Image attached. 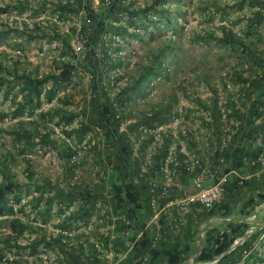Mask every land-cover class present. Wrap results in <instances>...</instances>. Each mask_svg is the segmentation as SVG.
Masks as SVG:
<instances>
[{
    "label": "trees",
    "instance_id": "16d2710c",
    "mask_svg": "<svg viewBox=\"0 0 264 264\" xmlns=\"http://www.w3.org/2000/svg\"><path fill=\"white\" fill-rule=\"evenodd\" d=\"M58 21L66 23L65 31L59 33L53 21L50 30L52 36L58 38V56L52 60L53 68L38 74L37 67L28 68L25 61L18 58L7 59L0 50V91L4 97L12 89L10 103L14 105L10 111L11 118H18L13 127L6 130L12 136L14 151L22 155L25 160L27 179L31 180L32 170L28 155L44 146L50 148L62 162V180L36 182L35 195L31 196L32 210L40 217L41 222L50 217L52 205L55 206L56 220L55 233L47 232L44 226L31 225L17 217L16 210L9 195L16 205H19L20 183L14 173L8 169L9 160H13L14 153L8 151L0 156V223H5V232L0 231V264L5 263L2 252L13 246L12 263L22 261L20 249L26 245L22 243L24 233L34 234L28 244L29 254L36 253L39 244L50 246L54 250V259L66 264H102V254L94 247L84 248L81 243L77 246L69 244L75 235L68 236L63 232L70 230L72 221H88L93 214L95 203L100 201L102 206L111 208L116 216L115 230L121 231L124 227L132 231L142 228L150 212L148 195H146V175L139 176V169L144 165L145 150L149 147L152 134L143 132L144 129L153 130L156 126L167 123L172 114L173 106L179 103V97L173 93L166 97L157 107L148 111L132 113L128 109V102L134 92H139L143 85H148L155 78H167L164 59L170 54L174 42L170 39L157 45L149 51L144 62L139 61L135 75L120 71L123 59L120 56L121 44L126 38L142 40L147 34L148 27L158 28L161 19L167 23L177 25L175 16L167 0H151L149 5H136L135 0H55L51 1ZM27 0H12L10 4L0 5V12L11 7L20 11L28 5ZM237 8L245 9L243 14L246 33L241 35L233 31L226 24L221 23L218 34L213 29L203 33L208 36L207 42L225 47L230 51L240 50L241 61L239 67H231L228 71L235 78L236 85L240 86L244 100L239 101L240 108H236L233 101L227 100L230 110L226 118L232 117L238 121L237 133L239 140L235 147V168L242 164L239 156L255 159L261 150V145L250 147L245 139L259 137L264 142V52L257 49V44L264 38V0H237ZM149 11V12H148ZM181 14L178 9L174 13ZM47 24H50L47 21ZM25 26V24L23 23ZM13 28V29H12ZM15 32L17 26L7 29L0 21L1 32ZM35 30H40L36 27ZM6 34V33H5ZM48 34L41 28L40 36ZM71 34L81 41V49L75 51L70 44ZM250 34L251 36H249ZM31 37V36H30ZM152 37V34L148 35ZM202 37V34H201ZM202 37V38H203ZM112 49V51H111ZM247 61L248 65L242 67ZM252 71L253 75L245 78L243 70ZM210 72V71H209ZM208 71L200 75L204 86L212 95L218 84L212 80ZM127 76L123 81V78ZM82 77L86 78L87 91L76 99L70 87ZM71 85V86H70ZM226 85L225 83L222 86ZM16 88V89H15ZM15 89V90H14ZM182 96L186 89H182ZM194 100L208 109L213 117L214 127L220 118L216 100ZM54 101L52 104H50ZM42 102L48 105L41 107ZM247 102V103H246ZM26 112L27 116L21 117ZM7 115L0 111V119ZM27 118V119H24ZM59 126L57 135L53 124ZM125 122V123H124ZM124 124L123 126H121ZM163 142L156 152L151 155L150 162L145 165L149 169H158L166 153L169 138L163 136ZM78 145H85L88 150L95 151L97 156L98 180L90 183L84 179L74 177L79 167ZM135 146V149H134ZM134 150L137 156L134 155ZM239 159V160H238ZM102 171V173H100ZM228 181L225 186L224 198L221 203L213 206L220 214H227L235 209L242 200L235 217H245L253 211V198L241 195L236 180ZM250 185L248 182H245ZM264 200V196H259ZM41 202L43 207L40 208ZM258 204V203H257ZM247 208H249L247 210ZM22 207L18 206V212ZM106 214V209H104ZM124 215L131 222L127 225L117 216ZM103 218V217H101ZM136 219V221H135ZM249 224L244 221H228L223 230L209 229L205 233L202 248L194 261L210 264H235L247 253L252 241L262 232V227H256L249 235L245 230ZM187 233V231L185 230ZM185 233H183L184 235ZM182 235V236H183ZM176 237L173 243L159 241L150 247V233L145 230L133 243L126 256L119 264H182L188 255V241L185 236ZM238 237H243L232 245ZM111 243L114 251L124 250L122 237L105 239V245ZM130 242V241H129ZM255 253L247 254L241 264L248 263V258ZM145 257V260L143 258ZM256 258V257H255ZM259 260H264L258 258Z\"/></svg>",
    "mask_w": 264,
    "mask_h": 264
},
{
    "label": "rangeland",
    "instance_id": "374dc122",
    "mask_svg": "<svg viewBox=\"0 0 264 264\" xmlns=\"http://www.w3.org/2000/svg\"><path fill=\"white\" fill-rule=\"evenodd\" d=\"M12 0H0V5L10 4ZM28 5L24 6L20 11L8 6L5 12H0V21L5 24L7 29L10 27L17 26L19 30L12 32L6 31L0 34V50L3 51L7 59H16L17 56L20 60L25 61L28 68L37 67L38 74L41 75L53 68L52 60L58 56V38L52 36L53 32L50 30L53 21L56 24L57 31L59 33L65 31L66 23L64 24L61 20L58 21L55 12H51L53 5L52 0H27ZM55 1V0H53ZM136 5L139 7L142 5H149L151 0H135ZM237 0H167L166 4L169 6L171 15L177 19V25L167 23L164 19H161L159 27L151 28L148 27L147 34H152V37L145 35L142 40H133L126 38L121 44L120 56L123 59L122 66L119 68L120 71H125L126 74L135 75L137 63L139 61L144 62L145 55L155 48L157 45L165 43L166 40L170 39L174 42L170 54L164 59V67L167 73V78L159 77L155 78L148 85H143L139 92H134L129 100L128 109L132 113H138L140 111H148L152 107H157L162 101L166 100L171 93L179 97L178 105L180 103H187L188 114L194 110L192 106L198 104L194 99L199 97L204 101H208L210 92L205 88L204 81L200 75L204 71H210L212 80L218 84L216 87L218 90L233 89L240 86L236 85L235 78L228 73L229 69L233 67H239L238 61H241L240 50L230 51L229 49L213 43V40L207 42L208 36L203 37V33H206L213 29L218 34V27L221 23L226 24L233 31L240 33L241 35L246 33L244 28V17L243 14L247 13L245 9H238ZM97 2V0H94ZM175 9H178L181 14L174 13ZM149 12V11H148ZM49 21L50 24H47ZM25 24V26L23 25ZM38 27L47 32L45 36H40V30H35ZM13 29V28H12ZM257 31H264V28H258ZM202 34V37H201ZM76 34H71L70 44L74 50L76 45L74 44ZM251 36L250 34H248ZM31 36V37H30ZM210 39V38H209ZM257 49L264 52V38L257 44ZM77 51V50H75ZM112 51V49H111ZM244 65H248L247 61H244ZM243 76L248 78L253 75L252 71L248 69L243 70ZM127 76L123 78L125 80ZM73 80H77L73 77ZM225 83L226 87L222 86ZM73 91L76 95V99L80 97L82 91H87L86 78L82 77L80 81L72 84ZM71 86V85H70ZM224 87V88H223ZM216 88V89H217ZM16 89V88H15ZM14 89V90H15ZM182 89H186L190 94L182 96ZM12 95V89H9L8 94L4 97L2 90L0 91V111L6 112L7 115L0 119V156L6 153H14L13 160H9L8 169L11 173H14L16 180L20 183V199L19 205L22 207V211L18 212V206L13 201V198L9 195L11 205L16 210V216L24 221H27L31 225H43L47 232L55 233L57 228L54 224L56 220L55 206L52 205L50 211V217L45 221L41 222L40 217L37 216L32 210L31 196L35 195V184L36 182L50 179L53 182L61 181L62 176V162L54 154L50 148L45 146L41 149L35 150L33 153L28 155L30 159V169L32 170L31 180L27 179L25 172V160L22 155L14 151V142L12 136L6 132V130L13 127L14 122L18 119L11 118L10 111L14 108V105L10 103ZM212 100V99H211ZM52 101L50 104H52ZM42 102L41 107L45 108L48 105ZM175 112V111H173ZM195 113V112H192ZM185 114V113H184ZM27 116L24 112L21 117ZM191 116V119L195 118ZM27 119V118H24ZM182 125L185 127L188 124V120L185 117ZM192 125L197 127L200 123L199 120H193ZM125 123V122H124ZM51 124H53L51 122ZM172 125L175 123H168ZM122 124L121 126H123ZM53 129L57 135L59 126L53 124ZM78 159L80 160L79 167L74 177L84 179L93 183L98 180L97 172V156L95 151L88 150L85 145H78ZM135 149V146H134ZM209 183V182H207ZM98 206H95L93 216L88 221L84 222L81 220L72 221L70 224V232L76 236L71 240V244L77 246L81 243L84 248H89L90 243L97 242L100 245L99 238L102 233H117L114 225L111 227V223H105L100 215V209L104 206L98 201ZM43 207L41 202L40 208ZM112 216H115L113 211ZM261 214H258L260 217ZM2 218V217H0ZM115 223V222H114ZM262 221L254 220L252 226L259 227L262 225ZM0 228L5 229V223H0ZM261 233L252 241L251 247L247 253L242 254V258L235 264H241L243 258L247 257L249 253H255L254 257L248 258V263L251 264H264V234ZM34 234L24 233L21 238L23 245H26L24 249H20L22 254V264H62L54 259V250L50 246L39 244L36 247L35 254H29L30 247L29 243ZM243 237H238L236 240L241 241ZM2 260H7L8 264H14L11 258L14 255L13 246L8 250L5 249L3 252ZM256 257V258H255ZM66 264V263H65ZM192 264H201L200 262L193 261Z\"/></svg>",
    "mask_w": 264,
    "mask_h": 264
},
{
    "label": "built area",
    "instance_id": "2783aa9c",
    "mask_svg": "<svg viewBox=\"0 0 264 264\" xmlns=\"http://www.w3.org/2000/svg\"><path fill=\"white\" fill-rule=\"evenodd\" d=\"M74 44L76 45L75 50L79 51L81 49V41L76 36ZM233 90L234 91L230 88L218 90L217 88L215 94L212 95L210 93L209 95V98H214L216 100V104L219 109L220 118L215 130L213 129L214 121L210 110L205 108L203 109L202 105L196 104L192 106L195 109L191 111V114H188L187 107L190 105L188 106L187 103L174 105L173 111L175 112H173L167 123L158 125L153 130L143 128V132H149V134H152V140L147 150H145V163L140 166L139 176L146 175L147 172L149 174L147 175L145 184L146 195H148L150 208L155 212L151 216L148 215L149 219H147V223H145L140 232L138 231L136 238L145 230L151 231L150 247H154L159 241V224L155 219V216L157 214L156 207L162 199L171 197L159 208V212L161 211L164 214V219L173 231H177L179 225L185 223L188 214H196L202 209L210 210L213 206L223 200L225 186L229 180V174L228 172H221L220 169V167L226 166L222 150L226 146V142L233 141L237 144L239 140L237 133L238 121L232 117L226 118L225 114L230 111L226 103L229 99L233 101L236 108L239 107L240 110H243V108L241 109L239 105V101L244 100V95L240 89L235 88ZM188 94L190 93L187 91L186 95ZM190 115H196V117L191 119L189 122ZM185 117L187 118L189 125H192V122H194L193 120H199L200 123L197 127H190L189 125L186 127L184 125L181 126L183 122H186L184 121ZM173 122L175 125L168 124ZM163 136H167L170 140L166 153L161 161V166L158 169H151L149 173V169L145 165L150 162L151 155L156 152L158 147L163 142ZM245 144H249L250 147L261 145L262 150L259 151V154L254 161L250 162H258L260 166L258 172L263 174L264 142L261 143L259 137H256L255 139H245ZM133 153L137 156L135 150ZM183 172L188 174L192 191H189L187 188H178L174 181V177ZM100 173H102V171ZM241 178L243 177H238L239 180H237L236 184L242 185ZM207 181L209 183H207ZM241 202L242 200L239 201V203ZM263 205L264 203L256 204L250 214L236 220L244 221L249 224V227L245 230V236L249 235L252 230L255 229V226H252L251 223L255 220L254 214L262 210ZM95 206H98L97 202L95 203ZM104 209L107 211L106 214ZM111 212L112 209L105 206L100 209V215L103 217L102 220L105 221V223H108V221L112 222V227L116 216H112ZM92 217H94L93 214L90 215L89 219ZM117 217L127 225L131 222L130 219H127L122 214H119ZM224 221L228 222L232 221V219L226 217ZM0 231L5 232V229L0 228ZM196 231L200 233V228L196 229ZM5 233H7V231ZM63 233L68 236L74 235L73 232L70 231H65ZM123 233L126 235L127 231H124ZM263 234L264 232L261 235ZM124 235L118 231L117 233H102L99 238L100 245L97 244V242H92L90 243L89 248L94 247L96 251L102 254V257H100L103 260L102 264H119V262L125 258L126 253L130 250L136 240L130 242L124 240V250L117 252L113 250V246H111L110 242L105 245V239L108 237V240H111L118 236L124 239ZM236 242L237 240L235 239L232 245L236 244ZM69 244H71V242H69ZM143 260H145V257ZM189 261L190 263H188ZM193 261V258L190 256L187 257L188 264H192ZM4 262L5 263L2 264H8L6 259ZM19 264L22 263L20 262Z\"/></svg>",
    "mask_w": 264,
    "mask_h": 264
},
{
    "label": "crops",
    "instance_id": "0c3cea01",
    "mask_svg": "<svg viewBox=\"0 0 264 264\" xmlns=\"http://www.w3.org/2000/svg\"><path fill=\"white\" fill-rule=\"evenodd\" d=\"M235 147H236L235 142L233 141L226 142V146L222 150V155L225 159L226 166L220 167L221 172H228L229 174L228 181H231V179H233L232 181L236 180V183H237V180H239L238 177H243L241 178L242 185L238 186V188L241 190V195L244 194L245 198L247 197L253 198L252 202L255 201L254 202L255 204H253L252 207H254L257 203H264V200L262 201L259 199V196H264V173L261 174L258 172L260 169L258 162H250V161H254V159H247L245 157L247 155H244L241 157L239 156V159H242L241 160L242 164L238 165L237 168H235L236 166L235 164L239 163V161L235 163V160H234L235 159L234 156L236 152ZM258 154L259 152L257 153V155ZM174 181L177 184L178 188H187L189 191H192V186L189 182L187 173L183 172L180 175L174 177ZM245 182H248L250 185H247ZM145 190H146V187H145ZM170 198L171 197H167L165 199H162L159 202V205L156 207L157 214L155 216V219L157 220L159 224V234H160L159 241L165 242V243H168V242L173 243V240H175L176 237L177 238L181 237L183 233H185L183 235L185 236L183 241H186L187 238L189 239L188 252H187L188 255L185 257L182 264L190 263V261L187 263V257L190 256L191 258L194 259V257H196L199 254L202 248V241H203L204 235L205 233H207L209 229L223 230L224 224L226 223L224 219L226 217H229V219H232V221L234 219L236 221V220H239V218H242V217L234 218L235 217L234 212L238 211L237 209L240 203L236 205L235 209L233 210L230 209L227 214H223V215L220 214L219 212H216L215 210L211 211V210L202 209L196 214H193V213L188 214L186 217L185 223L182 225H179L177 231H173L168 225V223L166 222V220L164 219V214L161 211L159 212V208L162 205H164ZM248 209L249 208H247V210ZM154 212L155 211H153V209L150 208V212L148 215L151 216ZM258 214H261V216L258 217ZM254 215H255L256 220L262 221L261 223L262 225L260 226L262 227V230H261L262 231L261 234H262L264 232V205L262 207V210L258 211ZM147 219L149 218L146 215V218L145 219L142 218V221H139V223H144L143 224V227H144L145 223H147ZM143 227L137 228V230L135 231H132L131 228L124 227L121 231H119L123 235H124L123 232L127 231V234L124 235L123 242L137 240L139 236L136 238V235L138 231L140 232L143 229ZM198 228H200V233L196 231V229ZM185 230L187 231V233L185 232ZM149 233L151 237V231H149Z\"/></svg>",
    "mask_w": 264,
    "mask_h": 264
}]
</instances>
